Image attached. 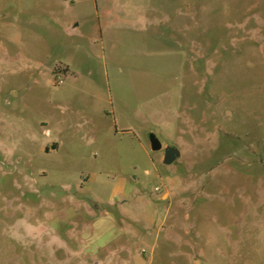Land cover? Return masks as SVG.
<instances>
[{"label": "rangeland", "instance_id": "374dc122", "mask_svg": "<svg viewBox=\"0 0 264 264\" xmlns=\"http://www.w3.org/2000/svg\"><path fill=\"white\" fill-rule=\"evenodd\" d=\"M0 264H264V0H0Z\"/></svg>", "mask_w": 264, "mask_h": 264}, {"label": "water", "instance_id": "95a60500", "mask_svg": "<svg viewBox=\"0 0 264 264\" xmlns=\"http://www.w3.org/2000/svg\"><path fill=\"white\" fill-rule=\"evenodd\" d=\"M148 139L150 142V148L152 151H160L163 149V144L157 137L154 132H150L148 134ZM181 156V152L179 148L175 146H167L164 148V157H163V164L171 165L173 164L179 157Z\"/></svg>", "mask_w": 264, "mask_h": 264}]
</instances>
